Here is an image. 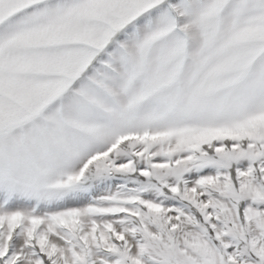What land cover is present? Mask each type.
<instances>
[{
  "label": "snow or ice",
  "instance_id": "1",
  "mask_svg": "<svg viewBox=\"0 0 264 264\" xmlns=\"http://www.w3.org/2000/svg\"><path fill=\"white\" fill-rule=\"evenodd\" d=\"M0 264H264V0H0Z\"/></svg>",
  "mask_w": 264,
  "mask_h": 264
}]
</instances>
